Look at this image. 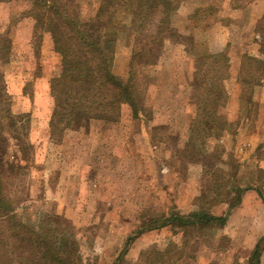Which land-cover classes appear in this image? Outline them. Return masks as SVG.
<instances>
[{"label": "rangeland", "instance_id": "1", "mask_svg": "<svg viewBox=\"0 0 264 264\" xmlns=\"http://www.w3.org/2000/svg\"><path fill=\"white\" fill-rule=\"evenodd\" d=\"M178 1L171 14L172 30L165 33L156 64L139 67L138 81L147 110L140 123L125 112L117 121L94 119L88 128L66 129L53 139L48 132L41 136L36 124H44L51 113L49 81L61 70V56L48 32L42 37L38 58L28 61L25 48L15 44L9 62L1 67L9 109L29 115L30 120L19 130L31 145L26 161L15 138L16 127L6 126V119L2 122L5 157L25 166L22 175L5 179L6 191L18 202L33 205V213L25 214L29 218L38 211L66 218L76 229L85 264H163L156 259V252L162 250L169 251L165 264H171L167 259L175 250L179 257L174 264H246L261 237L247 230H242V235H228L229 228L240 229L238 218H232L224 228L194 229L186 236L179 228L173 233L169 225L147 229L146 221L154 216H187L203 208L201 193L208 200L204 209L222 216L228 209L226 203L209 204L216 172L224 176L222 183L243 188L264 182V118L254 104L245 108L241 89L235 90L236 94L226 93L221 101L218 124L233 120L230 129L206 140L190 133V121L198 113L193 106L196 92L191 71L198 63L197 56L206 50L189 39L188 29L184 32L190 22L188 17L181 18L183 0ZM205 1L217 10L216 18L225 16L219 13V6H225L226 0ZM115 16L128 24L126 12L120 10ZM259 28L264 34V20L260 19L256 30ZM128 42L126 32L120 31L112 65L118 77L127 73ZM37 73L38 77H30ZM26 81L29 84L23 94ZM228 179L232 183H227ZM129 237L132 240L127 244ZM262 243L264 251V239Z\"/></svg>", "mask_w": 264, "mask_h": 264}, {"label": "trees", "instance_id": "2", "mask_svg": "<svg viewBox=\"0 0 264 264\" xmlns=\"http://www.w3.org/2000/svg\"><path fill=\"white\" fill-rule=\"evenodd\" d=\"M178 5V0H0V264H85L76 229L66 218L39 211L29 218L25 214L33 213V205L18 202L6 191L5 179L9 175H22L25 166L5 157L3 120L8 121L6 126L10 129L16 127L13 131L24 153L23 161L31 146L21 138L19 131L29 124V115L15 114L9 109L10 97L4 88L1 67L9 62L13 46L19 44L25 48L28 61L38 58L42 37L48 32L54 50L61 56L60 73L49 81L51 113L46 122L36 128L40 127L41 136L46 126V134L48 132L53 139L66 129L83 127L94 119L117 121L125 112L143 121L147 110L145 92L138 81L139 67L156 64L165 33L172 30L171 14ZM240 5L239 0H226L228 7ZM120 10L129 15L128 24L116 19ZM216 12L213 5L198 7L188 19L192 26L205 28L217 21ZM257 30L263 38L261 51H264V34L260 28ZM120 31L126 32L131 47L124 77H118L112 70ZM196 62L192 66L191 84L196 92L198 113L189 130L206 140L233 126L230 119L218 124L221 101L226 93L236 94L235 90L240 88L250 103L252 87L263 78L264 61L246 54L237 60L225 50L216 54L202 53ZM38 73L30 77L36 78ZM24 76H27L25 72ZM27 84L29 81L22 88L23 94ZM23 117H26L24 123L20 124ZM189 160L196 161L195 158ZM208 170L212 172L211 167ZM213 175L217 177L210 189L211 205L226 203L230 208L240 201L244 190L251 188L222 183L225 180L222 174ZM226 181L232 183L229 179ZM263 188L264 182H261L255 190L264 203ZM200 197L205 207L208 200H204L202 193ZM204 207L187 216L178 213L154 216L146 221L147 229L169 225L173 233L179 228L186 236L194 229L223 227L226 212L218 216ZM263 239L261 236L255 243L246 264H260ZM131 240L129 237L127 244ZM168 252H156V259L165 264ZM178 254L175 250L167 260L174 264Z\"/></svg>", "mask_w": 264, "mask_h": 264}, {"label": "crops", "instance_id": "3", "mask_svg": "<svg viewBox=\"0 0 264 264\" xmlns=\"http://www.w3.org/2000/svg\"><path fill=\"white\" fill-rule=\"evenodd\" d=\"M244 4L237 7H228L225 3V6H219V13L223 12L225 14L223 18H218L217 21L205 28L194 27L190 24L189 27L184 28V32L188 29L187 34H189V39L195 43L203 44L208 53L216 54L228 50L229 54L237 60L240 59L241 55L246 54L264 61V51H261L260 44L261 36L256 30L257 23L264 15V0H250ZM207 5L208 3L205 0H183L179 7L181 18L187 19L188 15L196 8ZM188 76H190L189 73ZM38 85L39 89H43L40 84ZM245 97H247V94H244V99H246ZM250 99V103L245 100V108L248 107V104H254L259 108L262 114L261 119L263 120L264 74L261 83L252 87ZM195 105L196 102L193 103L194 108L197 107ZM137 122L140 123V120ZM191 122L192 120L190 121V125ZM99 123L103 122L99 121ZM88 125H90V122L86 124V128H88ZM79 128L83 127L81 126ZM79 128L72 129L77 130ZM45 134L42 136L45 137ZM226 215L225 223H229L232 218L234 220L238 218L242 222L240 229L229 228L228 235L233 237L239 234L242 235V232L247 230V232L254 231L257 237L264 236V203L255 190V187L244 190L240 195V201L228 208ZM257 221L260 222L259 225L256 224ZM263 253L264 251H262L259 258L260 264H264Z\"/></svg>", "mask_w": 264, "mask_h": 264}]
</instances>
